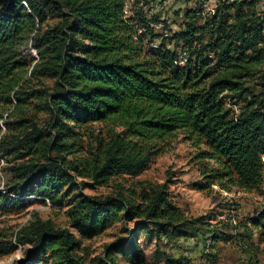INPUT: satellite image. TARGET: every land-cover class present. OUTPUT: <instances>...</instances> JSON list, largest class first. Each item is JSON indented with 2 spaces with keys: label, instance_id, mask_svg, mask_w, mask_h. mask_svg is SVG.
I'll return each instance as SVG.
<instances>
[{
  "label": "trees",
  "instance_id": "16d2710c",
  "mask_svg": "<svg viewBox=\"0 0 264 264\" xmlns=\"http://www.w3.org/2000/svg\"><path fill=\"white\" fill-rule=\"evenodd\" d=\"M132 1L126 13L128 0H0V154L9 162L0 203L38 196L67 205L75 229L35 215L14 239L0 235V256L22 245L17 264H141L139 230L158 241L201 233L195 223L208 222L188 218L167 184L104 197L80 190L141 174L177 132L219 165L204 188L264 190V0H220L210 15L208 0H197L175 12L173 36L153 26L167 24L161 13L145 10L163 0ZM179 47L189 52L183 66ZM117 222L129 237L90 258L82 240ZM252 222L264 237V211ZM207 238L212 249L231 237Z\"/></svg>",
  "mask_w": 264,
  "mask_h": 264
},
{
  "label": "rangeland",
  "instance_id": "374dc122",
  "mask_svg": "<svg viewBox=\"0 0 264 264\" xmlns=\"http://www.w3.org/2000/svg\"><path fill=\"white\" fill-rule=\"evenodd\" d=\"M128 1L130 12L133 1ZM197 5V0H174L169 5L157 3L151 5L153 6L151 8L145 7V10L161 13V20H167V24L162 23V26H165V29L173 36L179 30L181 22L179 18H176L175 12ZM144 51L145 54L151 52L148 46H145ZM47 83L51 84V81ZM40 117L46 118L47 114L42 113ZM1 126L4 130L2 122ZM93 126L96 133L100 132L102 125L94 124ZM203 148V145L199 147L187 140L182 132H177L170 139L169 144L167 143L165 150L153 156L150 164L141 174L116 176L108 185L96 188L86 185L80 187V190L88 196L104 197L113 195L121 189L139 190L143 183L167 184L166 190L169 197L188 218L192 220L204 218L208 222L204 225L195 223L196 228H202V232L198 235L170 240L162 238L158 241L155 235L147 234L145 229L139 230L137 244L145 253L141 264H168L167 255L188 256L193 264H264V237L252 222L256 215L264 211L260 205L264 190L262 189V192V190L247 191L233 188L229 191L217 184L204 188L207 184L205 178L207 170L219 165L214 160L198 158V152ZM3 159L2 174L7 187L9 175L5 167L9 165V162ZM80 180L79 178L78 181ZM63 202L67 204V199ZM35 215L43 220L51 219L57 225L69 227L75 231L68 216L67 205L54 206L49 199L31 196L24 202L0 203V235L14 239V233ZM138 221L135 219L125 226L128 230L134 229ZM207 230L210 233L203 232ZM212 233L231 238L219 239L214 243L213 248L209 247L211 250H208L211 239L205 238ZM128 237V233L123 229V223L117 222L82 242L89 248L91 253L89 257L94 258L103 256L107 246ZM24 251V246L17 245L14 252L0 256V264H17L19 259L24 258ZM208 252L212 257L208 256ZM121 264L132 263L122 259Z\"/></svg>",
  "mask_w": 264,
  "mask_h": 264
},
{
  "label": "built area",
  "instance_id": "2783aa9c",
  "mask_svg": "<svg viewBox=\"0 0 264 264\" xmlns=\"http://www.w3.org/2000/svg\"><path fill=\"white\" fill-rule=\"evenodd\" d=\"M174 0H163L162 3H164L165 5H169L173 2ZM220 0H208L207 2H205L203 4L204 6V12L208 15L212 14L213 10L215 9V7L217 6L218 2ZM129 1H128V4L126 6V9H125V12L128 13L129 12ZM213 7V8H211ZM153 26L155 28H160L162 27V24H153ZM166 35H168L166 33ZM158 44H159V40L158 38H155L154 41L152 42V46L154 48H157L158 47ZM168 48H172V45L171 44H168L167 45ZM188 59H189V52L187 49L185 48H179L178 51H177V57H176V63L178 65H185L187 62H188ZM5 158L7 161V156H3L0 154V191L1 192H6V184H5V181L3 179V174H2V166L4 164V159ZM263 159V162H264V156L262 157ZM2 178V179H1ZM264 188V186H263ZM260 205H261V208L264 210V194L261 195V198H260ZM209 245H210V242L208 243V250H209Z\"/></svg>",
  "mask_w": 264,
  "mask_h": 264
}]
</instances>
